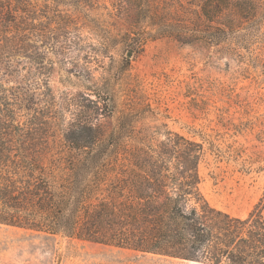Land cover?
<instances>
[{"label":"trees","instance_id":"16d2710c","mask_svg":"<svg viewBox=\"0 0 264 264\" xmlns=\"http://www.w3.org/2000/svg\"><path fill=\"white\" fill-rule=\"evenodd\" d=\"M36 7L0 0V60L7 53L9 67L22 55ZM260 7L259 0H118L115 9L133 45L167 37L218 50L246 35ZM24 95L0 80L1 225L182 261L264 264V193L244 218L212 207L199 188L202 144L176 135L170 148L146 146L127 135L128 113L100 138L98 121L114 107L95 95L84 119L68 123L53 145L48 123L24 114Z\"/></svg>","mask_w":264,"mask_h":264},{"label":"rangeland","instance_id":"374dc122","mask_svg":"<svg viewBox=\"0 0 264 264\" xmlns=\"http://www.w3.org/2000/svg\"><path fill=\"white\" fill-rule=\"evenodd\" d=\"M32 1L34 28L11 67L2 54L0 80L23 89L24 114L48 123L49 141L61 144L88 100L107 96L113 114L98 121V137L128 113L127 135L146 146L170 148L176 135L202 144L201 193L212 207L246 217L264 193V0L246 35L218 50L167 37L133 45L118 0ZM0 264L207 263L0 224Z\"/></svg>","mask_w":264,"mask_h":264},{"label":"water","instance_id":"95a60500","mask_svg":"<svg viewBox=\"0 0 264 264\" xmlns=\"http://www.w3.org/2000/svg\"><path fill=\"white\" fill-rule=\"evenodd\" d=\"M127 55L130 56V53H128Z\"/></svg>","mask_w":264,"mask_h":264}]
</instances>
